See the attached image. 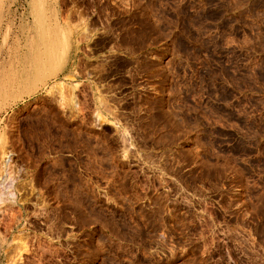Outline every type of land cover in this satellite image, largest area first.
Returning <instances> with one entry per match:
<instances>
[{"label":"rangeland","instance_id":"obj_1","mask_svg":"<svg viewBox=\"0 0 264 264\" xmlns=\"http://www.w3.org/2000/svg\"><path fill=\"white\" fill-rule=\"evenodd\" d=\"M8 156L0 264H264V0H0Z\"/></svg>","mask_w":264,"mask_h":264},{"label":"bare ground","instance_id":"obj_2","mask_svg":"<svg viewBox=\"0 0 264 264\" xmlns=\"http://www.w3.org/2000/svg\"><path fill=\"white\" fill-rule=\"evenodd\" d=\"M61 28V27H60ZM67 40V38H66ZM41 59V58H40ZM44 61H42V59L40 60V64L43 63ZM39 64V65H40ZM18 85V84H17ZM22 85V84H21ZM22 87V86H21ZM24 87V85H23ZM98 122V121H96ZM125 140V139H124ZM2 150V149H1ZM10 152V151H9ZM3 163L2 164V169L3 171H5V173L3 174V171L1 174H3V176H0V204L6 202V201H16L17 200V192L15 190V178H13L10 174H9V166L11 165V157H4L3 158ZM11 167V166H10ZM1 169V170H2ZM11 170V169H10ZM17 170V169H16ZM13 172V171H12ZM17 174V173H16ZM5 206V205H4ZM6 207V206H5ZM16 216V215H15ZM14 216V217H15ZM27 217V216H26ZM26 226V225H25ZM6 238V237H5ZM23 247V246H22ZM28 248V247H27ZM29 250V249H28Z\"/></svg>","mask_w":264,"mask_h":264}]
</instances>
